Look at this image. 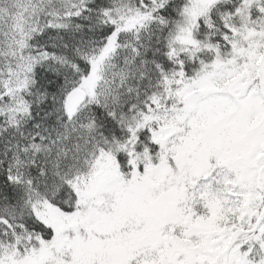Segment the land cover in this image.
Masks as SVG:
<instances>
[{
	"label": "snow or ice",
	"instance_id": "obj_1",
	"mask_svg": "<svg viewBox=\"0 0 264 264\" xmlns=\"http://www.w3.org/2000/svg\"><path fill=\"white\" fill-rule=\"evenodd\" d=\"M0 264H264V0H0Z\"/></svg>",
	"mask_w": 264,
	"mask_h": 264
}]
</instances>
